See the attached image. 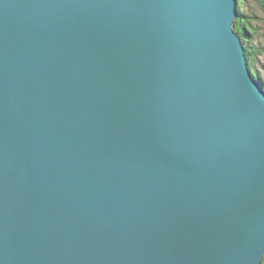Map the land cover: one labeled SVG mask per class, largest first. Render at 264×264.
Masks as SVG:
<instances>
[{
  "label": "water",
  "instance_id": "95a60500",
  "mask_svg": "<svg viewBox=\"0 0 264 264\" xmlns=\"http://www.w3.org/2000/svg\"><path fill=\"white\" fill-rule=\"evenodd\" d=\"M237 0H0V264H261L264 90Z\"/></svg>",
  "mask_w": 264,
  "mask_h": 264
},
{
  "label": "trees",
  "instance_id": "16d2710c",
  "mask_svg": "<svg viewBox=\"0 0 264 264\" xmlns=\"http://www.w3.org/2000/svg\"><path fill=\"white\" fill-rule=\"evenodd\" d=\"M256 5L262 9L264 12V0H251ZM243 4L242 0H237V17L234 20V31L240 36L241 42L244 48V53L247 61V66L251 75L256 79V81L260 84V86L264 90V81L262 80L260 74L257 71L256 66V58L261 53L257 51L256 47H254L252 38L254 34H257L256 26L253 25V17L248 15L246 11L241 7ZM264 264V257L262 259V263Z\"/></svg>",
  "mask_w": 264,
  "mask_h": 264
},
{
  "label": "rangeland",
  "instance_id": "374dc122",
  "mask_svg": "<svg viewBox=\"0 0 264 264\" xmlns=\"http://www.w3.org/2000/svg\"><path fill=\"white\" fill-rule=\"evenodd\" d=\"M242 2L241 7L248 15L253 17V25L256 26L257 34L253 35L252 42L257 51L261 53L256 58V66L258 73L264 81V12L251 0H242Z\"/></svg>",
  "mask_w": 264,
  "mask_h": 264
},
{
  "label": "bare ground",
  "instance_id": "6f19581e",
  "mask_svg": "<svg viewBox=\"0 0 264 264\" xmlns=\"http://www.w3.org/2000/svg\"><path fill=\"white\" fill-rule=\"evenodd\" d=\"M253 77V76H252ZM253 79L255 80V78L253 77Z\"/></svg>",
  "mask_w": 264,
  "mask_h": 264
}]
</instances>
